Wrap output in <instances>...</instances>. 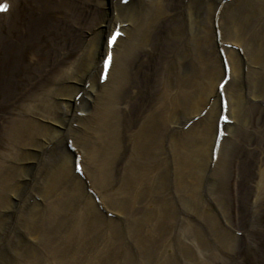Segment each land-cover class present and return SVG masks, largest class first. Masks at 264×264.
Segmentation results:
<instances>
[{"label":"bare ground","instance_id":"1","mask_svg":"<svg viewBox=\"0 0 264 264\" xmlns=\"http://www.w3.org/2000/svg\"><path fill=\"white\" fill-rule=\"evenodd\" d=\"M3 3L0 264L229 249L235 152L264 117V0Z\"/></svg>","mask_w":264,"mask_h":264},{"label":"rangeland","instance_id":"2","mask_svg":"<svg viewBox=\"0 0 264 264\" xmlns=\"http://www.w3.org/2000/svg\"><path fill=\"white\" fill-rule=\"evenodd\" d=\"M2 20L3 17L0 18V26ZM2 35L3 30H0V42ZM250 123V140L242 138L235 152L233 162L236 174H232V187L229 188L232 197L228 209L229 221L226 219V222L232 228L234 243L231 242L229 249L218 246V249H214L213 257L207 258L202 264H264V195L257 201L250 195L257 177L246 171L247 162L258 158L263 159L259 163L264 168V130L259 129L264 125L263 115L256 111L251 113ZM248 153L253 156L250 158Z\"/></svg>","mask_w":264,"mask_h":264},{"label":"snow or ice","instance_id":"3","mask_svg":"<svg viewBox=\"0 0 264 264\" xmlns=\"http://www.w3.org/2000/svg\"><path fill=\"white\" fill-rule=\"evenodd\" d=\"M8 5L7 3L0 4V9H7ZM116 35H119V31H117ZM113 40H115V35L113 36ZM227 119V117H225Z\"/></svg>","mask_w":264,"mask_h":264}]
</instances>
